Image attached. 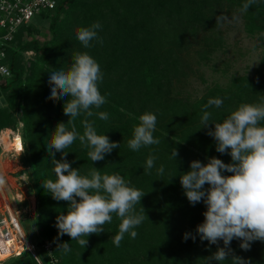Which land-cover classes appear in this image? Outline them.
<instances>
[{
	"label": "trees",
	"instance_id": "16d2710c",
	"mask_svg": "<svg viewBox=\"0 0 264 264\" xmlns=\"http://www.w3.org/2000/svg\"><path fill=\"white\" fill-rule=\"evenodd\" d=\"M235 10L264 41V0H56L43 40L20 27L0 130L20 112L37 236L63 264H264V60L173 94Z\"/></svg>",
	"mask_w": 264,
	"mask_h": 264
},
{
	"label": "rangeland",
	"instance_id": "374dc122",
	"mask_svg": "<svg viewBox=\"0 0 264 264\" xmlns=\"http://www.w3.org/2000/svg\"><path fill=\"white\" fill-rule=\"evenodd\" d=\"M34 21L36 37L43 40L48 34V22L38 20L37 18ZM218 32L222 39V45L214 51L207 53L208 55L204 58L201 57L200 51L204 48L203 38L206 32L200 30L197 33L195 45L185 54V59L190 64L191 71L187 77L175 83L173 94L193 99L200 97L212 85H226L235 76H255L256 68L264 60V41L261 39L262 33L251 35L246 32L242 10H235L230 16H225L220 22ZM22 43L23 41H17L16 46H20ZM26 51L27 49H19V55H21L23 62H27L29 59L35 57L34 52L29 54ZM4 105L5 101L3 98L0 106ZM17 114L18 112L16 110L12 113L16 121ZM18 132L22 135L21 130H18ZM23 153L20 156L11 157L8 154H1L0 152V163L2 159L8 160L3 163V169L5 171L0 169V185L6 190H9L7 187H15L19 184L22 172L27 173L28 178L25 188L28 191V196H26V199L29 197L32 201L34 198L35 207V196L32 190L33 184L30 169L24 164V158H22ZM16 158L18 163H16ZM20 164L23 166L22 168H20ZM21 207L23 209L26 208L25 206ZM21 207L20 204L15 205L18 212ZM19 213L22 215V224L26 228L28 237L34 241H38L36 214L33 213L32 207L31 209L28 207L27 211L23 210Z\"/></svg>",
	"mask_w": 264,
	"mask_h": 264
},
{
	"label": "built area",
	"instance_id": "2783aa9c",
	"mask_svg": "<svg viewBox=\"0 0 264 264\" xmlns=\"http://www.w3.org/2000/svg\"><path fill=\"white\" fill-rule=\"evenodd\" d=\"M55 6L56 0H0V85L7 82L11 77V71L6 61L7 50L16 47V35L20 27L35 23L34 20L38 19L43 11L52 10ZM22 35L26 38V31H23ZM26 53L32 54L33 51L27 50ZM22 126L21 115L18 112L16 128H3L0 130V135L4 129L20 131ZM20 136L22 145L20 151L5 148L4 142L0 138L1 154H8L11 157L20 156L24 151V141L21 133ZM20 177L21 180L16 185L20 189L13 195L10 192L5 193L0 188V251L4 250V243L7 242L9 245L5 248L10 250L8 256L0 259V264H10L24 255L32 257L34 260L32 264H63L54 253L52 241L43 238L34 241L27 235L26 228L22 224V216L15 208L17 203L26 199L28 192L25 188L28 178L27 173L22 172ZM21 191L26 192V194H22ZM12 204H15L14 207ZM33 213L36 214V211L34 210Z\"/></svg>",
	"mask_w": 264,
	"mask_h": 264
},
{
	"label": "bare ground",
	"instance_id": "6f19581e",
	"mask_svg": "<svg viewBox=\"0 0 264 264\" xmlns=\"http://www.w3.org/2000/svg\"><path fill=\"white\" fill-rule=\"evenodd\" d=\"M20 137L21 136L18 131H12L10 129H4L0 135L1 140L4 142V147L7 149H14L16 151H20L22 147ZM4 244L6 247L9 245L8 242ZM5 246L4 250L0 251V259L8 256V254L10 253L9 248H5Z\"/></svg>",
	"mask_w": 264,
	"mask_h": 264
},
{
	"label": "crops",
	"instance_id": "0c3cea01",
	"mask_svg": "<svg viewBox=\"0 0 264 264\" xmlns=\"http://www.w3.org/2000/svg\"><path fill=\"white\" fill-rule=\"evenodd\" d=\"M16 160V163H18V160H17V158L15 159ZM8 160H3L2 159V161H1V163H0V169L2 170V171H5L4 169H3V163H5V162H7ZM20 166H21V164H20ZM23 166H21L20 168H22ZM1 174H3V173H1ZM6 174V173H5ZM0 188L5 192V193H7V191L8 192H10V194L11 195H13V193H16V192H18V189H20L18 186H15V187H12V186H10V187H7V188H9V190H6L5 188H3V187H1V185H0ZM22 192V194H26V192H24V191H21ZM26 196H27V194H26ZM33 196V195H32ZM26 198V197H25ZM33 202V203H32ZM17 204H20V207L21 206H25L26 208L25 209H23V207H21L20 208V211L19 212H22L23 210L24 211H27L28 210V207L31 209V207H32V209H33V211L35 210V207H34V198H33V200L31 201L30 199H29V197H27V199H25L24 201H22V202H20V203H17ZM21 214V213H20ZM22 216V215H21Z\"/></svg>",
	"mask_w": 264,
	"mask_h": 264
},
{
	"label": "water",
	"instance_id": "95a60500",
	"mask_svg": "<svg viewBox=\"0 0 264 264\" xmlns=\"http://www.w3.org/2000/svg\"><path fill=\"white\" fill-rule=\"evenodd\" d=\"M1 100L3 101V98H2V96H1V92H0V102H1Z\"/></svg>",
	"mask_w": 264,
	"mask_h": 264
}]
</instances>
